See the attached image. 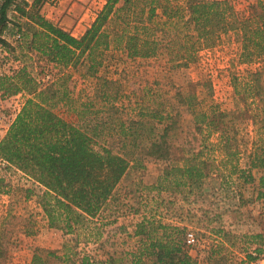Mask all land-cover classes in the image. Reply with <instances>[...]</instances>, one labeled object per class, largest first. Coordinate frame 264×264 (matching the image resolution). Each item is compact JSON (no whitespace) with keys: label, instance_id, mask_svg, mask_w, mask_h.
<instances>
[{"label":"trees","instance_id":"16d2710c","mask_svg":"<svg viewBox=\"0 0 264 264\" xmlns=\"http://www.w3.org/2000/svg\"><path fill=\"white\" fill-rule=\"evenodd\" d=\"M44 1L0 0V44L6 45L3 34L11 11L18 19L14 33L28 35V47L46 62L79 67L81 78H95L88 86L91 97L82 98L79 93L72 95V76L65 71L44 72L50 80L38 89L23 69L0 75L2 95L23 90L31 94L0 138V158L42 187L37 199L49 228L67 232L98 229L104 222L101 209L130 165L140 166L148 159L160 161L163 165L154 188L191 193L193 188H201L203 178L214 169L212 159L202 156L203 150L216 146L224 164L237 153V127L248 121L255 133L264 134V0L242 5L229 0H104L79 36L43 17L38 10ZM230 38L237 43L236 61L243 64L229 73L231 108L212 105L198 109L194 106L196 93L183 96L175 92L201 136L200 148H189L180 158L172 157L170 143L175 115L163 112L160 102L145 100V91L139 98L131 93L132 100L123 94L126 103L109 102L105 87L117 84V95L119 80L97 75L108 63L117 65L123 58H164L171 65L186 66L200 49ZM100 97L99 111H89L93 100ZM69 103L77 105L73 110L78 125L56 112L59 104ZM211 134H216V142L207 141ZM258 147L264 149V140ZM252 154L250 167L261 165L262 157ZM229 167L227 174H218L223 182L236 171L243 181L250 179L249 170H237L231 162ZM1 187H5L2 179ZM182 230L155 218H142L134 224L135 246L128 253V264H144L148 259L152 264H197L183 250ZM6 246L0 230V264ZM221 248L220 242L210 243L201 264H219L213 257ZM121 255L112 252L94 259L64 243L59 253L35 250L28 264H125Z\"/></svg>","mask_w":264,"mask_h":264},{"label":"rangeland","instance_id":"374dc122","mask_svg":"<svg viewBox=\"0 0 264 264\" xmlns=\"http://www.w3.org/2000/svg\"><path fill=\"white\" fill-rule=\"evenodd\" d=\"M229 1L242 5L254 0ZM103 2L104 0H46L38 11L55 25L79 36ZM8 16L7 30L3 34L6 45L0 44V75H12L17 69H23L34 80L38 89L48 84L41 81L44 72L55 74L65 71L72 76V95L79 93L82 98L86 94L91 97L92 90L88 86L95 83V78H81L79 67H59L46 62L28 47L26 34L25 38L21 35L20 40H15L12 35L15 34L17 15L10 11ZM20 26L23 28L21 21ZM236 54L237 43L230 38L212 47L200 49L196 59L186 66L171 65L164 58H123V62L120 61L117 65L108 63L105 69L98 70L97 75L105 74L112 80H119L116 82L121 88L117 95V84L110 83L105 87L106 93L110 94L107 99L109 102L116 105L126 103L127 98L123 94H128L132 100L134 95L139 98L145 91V100L160 102L163 112L175 115V125L170 130V143L172 157L176 159L187 155L189 148L198 150L201 136L193 129L189 111L183 103L178 102L175 92L180 91L183 96L196 93L194 106L198 109H207L212 105L219 109L231 108L232 87L229 73L243 67V64L237 63ZM17 93L19 95L9 96L0 93V138L20 110L23 101L31 95L26 90ZM93 101L94 106L89 111H99L97 108L103 102L102 98H95ZM76 106L71 103L59 104L56 112L64 120L78 125L73 110ZM124 112L128 113L129 110L125 108ZM237 128L235 157L222 164L223 154L216 146H208L210 149L203 150L202 156L212 159L214 169L209 176L203 178L201 188H193L191 193L154 188L163 165L160 161L148 159L142 161L140 166L130 165L101 209L103 224L98 229L90 228L86 232L49 228L37 199L42 187L24 171L5 161L0 163V179L5 185L0 188V230L7 243L2 264H28L35 250L45 249L59 253L64 243L94 259L104 258L112 252L117 255L121 253L122 261L128 264V253L135 246V237L132 235L134 224L147 217L183 228V250L197 264H201L204 251L212 242L222 244L218 253L224 259H220L217 252L213 257L219 260V264H251L255 259L264 258V149L258 147L260 141L264 140V134L255 133L248 121ZM216 140V134L207 137L208 142ZM233 149L234 146H231L230 150ZM253 152L258 157L261 156L263 161L261 165L250 167L249 160ZM230 162L236 163L237 170H249L250 179L243 181L238 178L236 171L223 182L218 174H227ZM257 162L255 163L258 164ZM186 232L193 233L192 245L185 242ZM149 260L144 264H152Z\"/></svg>","mask_w":264,"mask_h":264},{"label":"built area","instance_id":"2783aa9c","mask_svg":"<svg viewBox=\"0 0 264 264\" xmlns=\"http://www.w3.org/2000/svg\"><path fill=\"white\" fill-rule=\"evenodd\" d=\"M20 36L21 34H17L15 33L12 37L15 39V40H19L20 39ZM45 81V82H48L50 80V75L49 74H43L42 77H41V81ZM15 95H19V93H16ZM0 163L3 164L4 163V160H2L0 158ZM184 238H185V242L187 245H192L194 243V236H193V233L192 232H186L184 234ZM255 262L251 263V264H264V258H259V259H255L254 260Z\"/></svg>","mask_w":264,"mask_h":264}]
</instances>
